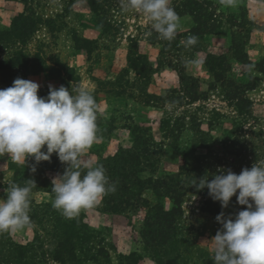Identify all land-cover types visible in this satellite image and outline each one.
<instances>
[{
	"label": "rangeland",
	"instance_id": "374dc122",
	"mask_svg": "<svg viewBox=\"0 0 264 264\" xmlns=\"http://www.w3.org/2000/svg\"><path fill=\"white\" fill-rule=\"evenodd\" d=\"M109 1V8L92 9L86 0H0V36L11 31L14 23L23 16H30L38 23L36 31L26 41L17 38L0 41V62L11 65L21 53L31 56L32 62L39 57L46 67L62 71L66 88L71 90L72 86L79 85L96 99L98 133L86 153L87 161L95 166L101 160L115 156L121 147H132L145 135V131H149L155 140L153 166L144 168L147 172L143 177L160 178L181 171L190 156L184 148L189 147L194 137L191 131L193 125L198 124L206 132L214 111L225 115L224 128L230 127L234 121H240L249 132L253 129L264 131V73L254 69L264 57V33L255 30V27L264 28V0H237L234 7L224 6L219 0H171L170 6L180 17V28L174 39L177 43H172L174 47L151 43L150 38L160 36L151 28L146 15L131 9L122 10L119 0ZM206 2H213L220 10L226 32L224 35H198L196 15L192 14L196 12L201 16L199 9L206 8ZM240 6L246 10L245 28L237 27V21L231 23L230 15L238 14L236 12ZM105 22L111 28L107 33L102 29ZM75 35L95 41V50L92 53L79 50L74 42ZM189 36L198 38L194 46H186ZM233 36L235 41L232 40ZM134 43L138 45L139 54L148 62L143 74L130 67ZM242 43H245L243 51L231 49ZM210 54L220 56L227 67L231 64L232 69L225 75V80L245 85L257 83L254 90L247 92V98L253 104L252 116L247 122L228 100L231 84L216 82V78L208 71L206 60ZM236 54H239L238 61ZM171 63L175 67H171ZM181 70L198 79L202 100L190 104L191 101L184 98L179 79ZM10 72L11 84L19 77L37 82L39 90L49 91V85L57 89L63 85L60 81L51 80L46 73H28L20 67ZM5 88L7 82L0 73V89ZM175 90L177 93L172 94ZM163 120L172 121L174 133L161 132ZM212 124L213 133L219 135L218 127ZM200 153L202 150L198 151ZM223 164V170L230 169L236 174L247 168L240 161L230 158L223 160ZM21 165L23 163H17L7 154L0 156V199H6L17 179L16 172L23 171ZM59 176L57 173L46 175L50 183L49 192L32 189L30 198L35 204L52 206V180ZM101 202L102 198L94 206L82 209L79 213L94 231L88 238L89 247L96 250L101 245L109 251L111 263H105L101 258L100 264H127L120 263V256L141 251L138 232L146 213L143 211L137 215L129 211L112 214L103 210ZM204 202L203 196L189 195L183 204V233L192 242V245L187 246L188 252L186 249L183 251L187 264H203L204 256L213 255L210 240L222 227L216 220L217 215L203 212ZM164 203L170 208L169 201L164 200ZM240 206L234 196L226 209L218 202V209L225 216H234ZM37 230L41 228L28 225L9 235L15 243L27 244L34 240ZM39 264L61 263L55 256L48 254L39 260ZM140 264L154 263L146 259Z\"/></svg>",
	"mask_w": 264,
	"mask_h": 264
},
{
	"label": "trees",
	"instance_id": "16d2710c",
	"mask_svg": "<svg viewBox=\"0 0 264 264\" xmlns=\"http://www.w3.org/2000/svg\"><path fill=\"white\" fill-rule=\"evenodd\" d=\"M86 1L92 9H105L111 5L109 0ZM199 12L202 14L201 16L197 15L196 12L192 14L196 15L195 24L198 27V35L212 37L226 33L221 12L213 2H206V8L201 7ZM236 13L238 14L230 15L231 23L237 21V27L245 28V8L240 6ZM37 24L30 16H23L14 23L11 31L0 36V41L14 38L26 41L36 31ZM102 29L107 33L111 28L105 22L102 24ZM255 30L264 33V28L255 27ZM232 40L235 41L234 36ZM149 41L153 44L161 43L168 47H174L172 43L175 42L174 40H163L158 36L150 38ZM74 42L79 50H86L88 53L95 50V41L82 39L75 35ZM235 47L231 49H237L235 50L237 52L243 51L245 43L237 44ZM238 55L236 54L237 61ZM31 58V56L21 53L11 65L0 62V73L7 82V87L12 86L10 71L16 67H20L28 73H46L50 75L51 80L60 81L65 87L62 71L46 67L45 62L39 57L36 58L35 62L30 61ZM130 62V67L142 74L143 69L148 66L144 56L139 54L136 43L133 44L130 53ZM170 65L175 67L172 63ZM206 66L211 76L216 78V82L223 81V85H226L225 82L231 84L228 100L236 107L240 117L247 122L252 116L253 107L252 102L247 98V92L254 90L257 83L252 82L250 85H245L225 80V75L231 71L232 66L228 64L227 67V64L216 54L208 56ZM254 69L264 73V57ZM179 79L183 88V96L191 101L190 104L203 99L198 79L190 77L185 70L180 71ZM48 92L46 89H41L38 91V95L46 97ZM171 93L175 94L177 91ZM212 113L214 116L206 132L198 124L193 125L191 131L194 137H192L189 147L184 148L190 156L179 173L160 178L143 177L144 173L147 172L144 168L153 166L155 140L149 131H145V135L140 137L132 147L128 149L121 147L115 156L103 159L98 163L106 169V175L110 182L116 184L115 193L102 197L103 210L112 214H122L129 211H134L137 215L143 211L146 213L138 232L141 239V251L120 256V263L140 264V262L148 259L154 264H187L183 251L186 249L188 252L187 246L192 245V242L184 235L185 228L181 222L184 216L183 204L186 197L189 195L203 196L205 199L203 212L210 215L220 213L218 201H214L208 195L207 188L197 191L195 186H191V183L196 178L199 179L204 176H207L209 181L213 179L216 174L223 170L222 167H225L223 160L227 158L240 161L249 169L255 162L264 161L263 130L257 132L253 129L249 132L244 129V123L240 121H234L230 127L224 128L225 115L217 111ZM212 123L218 127L219 135L213 133ZM160 130L162 133L172 134L175 131V126L171 120H163ZM201 150L202 153L198 154V151ZM34 164L36 171L33 173L31 167ZM21 168L23 169L21 173L16 172L15 185L24 186L26 181L33 179L36 182L34 189L49 192L51 190L50 183L46 175L57 173L61 176L66 166L59 161L54 153L50 161H42L39 164H36L34 159L29 157L27 163L21 165ZM84 171L86 170L82 169V172ZM164 200L170 202V208L166 207ZM245 207L240 206L238 211ZM29 215L31 220L29 225L39 226L41 230H37L34 240L27 244L15 243L9 233L0 234V264H39V260L48 254L55 256L61 264H87L88 262L100 264L101 258L105 260V263H111L110 253L105 247L99 245L96 250L89 247L88 238L94 234V231L87 224L83 215L67 218L52 206L37 205L32 199ZM203 264H213L212 255L204 256Z\"/></svg>",
	"mask_w": 264,
	"mask_h": 264
},
{
	"label": "clouds",
	"instance_id": "9594fccd",
	"mask_svg": "<svg viewBox=\"0 0 264 264\" xmlns=\"http://www.w3.org/2000/svg\"><path fill=\"white\" fill-rule=\"evenodd\" d=\"M122 10L146 15L160 38L172 41L180 28V17L170 6L171 0H119ZM234 7L237 0H219ZM196 36H189L186 46H194ZM40 85L17 77L12 86L0 89V156L7 154L17 163L28 158L36 164L50 161L55 153L66 165L64 173L52 180V207L67 218L115 193L103 165L93 166L85 159L97 139L98 105L94 96L77 85L58 89L49 85L46 97L38 95ZM83 170H86L82 172ZM36 171L35 164L31 172ZM33 179L24 186L12 185L6 199H0V234L25 228L31 222L30 193ZM197 191L207 188L208 195L228 208L233 196L246 206L234 216L217 215L221 228L211 238L213 264H264V161L243 168L240 174L221 170L209 181L195 179Z\"/></svg>",
	"mask_w": 264,
	"mask_h": 264
}]
</instances>
